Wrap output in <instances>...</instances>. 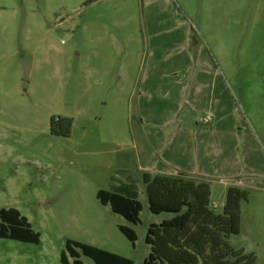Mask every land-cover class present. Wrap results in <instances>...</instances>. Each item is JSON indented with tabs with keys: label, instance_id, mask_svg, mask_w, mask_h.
Masks as SVG:
<instances>
[{
	"label": "rangeland",
	"instance_id": "374dc122",
	"mask_svg": "<svg viewBox=\"0 0 264 264\" xmlns=\"http://www.w3.org/2000/svg\"><path fill=\"white\" fill-rule=\"evenodd\" d=\"M188 58L215 91L224 125L203 138L211 143L204 166L227 164L212 198L220 207L223 185L246 191L230 242L264 264V0H0V207L17 208L41 235L39 243L0 237V264H62L68 238L101 239L143 264L146 227L160 216L141 196L140 222H128L90 187L120 156L132 165L138 97L130 107L124 90L141 88L157 63ZM57 116L73 119L69 136L51 134ZM118 224L136 231L134 247ZM183 264L203 259L187 255Z\"/></svg>",
	"mask_w": 264,
	"mask_h": 264
},
{
	"label": "crops",
	"instance_id": "0c3cea01",
	"mask_svg": "<svg viewBox=\"0 0 264 264\" xmlns=\"http://www.w3.org/2000/svg\"><path fill=\"white\" fill-rule=\"evenodd\" d=\"M159 65L155 73L144 77L141 88L134 89L133 83L124 90L130 107L135 95L138 97L140 136L129 143L134 150H130L132 165L127 164L125 155L120 156L122 161L110 172L109 183L107 179L99 187H90L91 191L95 197L102 188L130 194L135 187L142 209L146 203L153 215L160 216L149 221L146 227L144 241L149 252L143 264H183L187 255L193 260L203 259V264H255V254L230 242L231 236L240 232L241 204L245 200L240 194L245 190L236 185H223L219 207L212 198L215 191L212 183L220 178L218 172H225L227 164L214 172L202 160L208 156L211 144L209 141L205 144L203 138L214 135L216 129H224L218 120L215 91L203 83V70L198 69L200 73L196 75L199 65L189 58L183 63L156 64ZM121 80L119 74V83L109 92L113 104L119 98ZM196 112L208 114L211 121L202 118L197 121ZM221 115L224 116V108ZM201 121L209 126L200 128ZM164 213L167 215L161 216ZM83 243L123 255L114 245L105 246L101 239Z\"/></svg>",
	"mask_w": 264,
	"mask_h": 264
},
{
	"label": "trees",
	"instance_id": "16d2710c",
	"mask_svg": "<svg viewBox=\"0 0 264 264\" xmlns=\"http://www.w3.org/2000/svg\"><path fill=\"white\" fill-rule=\"evenodd\" d=\"M72 125L71 117H51L49 130L51 134L67 137L71 134ZM240 195L245 198V191ZM96 197L102 205H108L112 212L121 215L128 222L133 224L140 222L142 204L137 197L135 187H132L130 194L102 188L97 191ZM117 227L134 247L137 240L136 231L125 224H118ZM0 237L39 243L41 235L40 232L32 229L27 217L17 208L0 207ZM81 254L91 258L95 264H134L132 258L72 239L65 241V249L61 252L60 261L62 264H85L80 259Z\"/></svg>",
	"mask_w": 264,
	"mask_h": 264
},
{
	"label": "built area",
	"instance_id": "2783aa9c",
	"mask_svg": "<svg viewBox=\"0 0 264 264\" xmlns=\"http://www.w3.org/2000/svg\"><path fill=\"white\" fill-rule=\"evenodd\" d=\"M210 119H211V117L209 115L202 117L203 121H209Z\"/></svg>",
	"mask_w": 264,
	"mask_h": 264
}]
</instances>
